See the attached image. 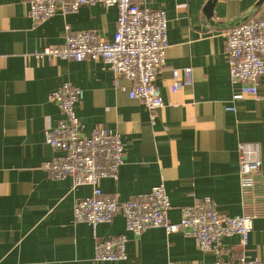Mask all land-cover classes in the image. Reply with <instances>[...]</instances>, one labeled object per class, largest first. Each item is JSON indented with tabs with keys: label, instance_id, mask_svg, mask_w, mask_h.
<instances>
[{
	"label": "crops",
	"instance_id": "crops-1",
	"mask_svg": "<svg viewBox=\"0 0 264 264\" xmlns=\"http://www.w3.org/2000/svg\"><path fill=\"white\" fill-rule=\"evenodd\" d=\"M30 0H0V264H178L264 259V76L255 97L235 100L238 86L229 81L225 34L259 18V0H140L163 11L169 48L165 67L155 78L163 107L151 121L145 107L130 100L131 83L115 78L99 61H37L33 54L63 44L70 32H91L112 41L115 7L83 6L42 24L27 16ZM188 86L171 92L172 71ZM63 84L83 92L75 113L83 136L96 126L117 133L124 162L115 179L98 188L121 202L163 185L170 202L168 219L178 223L180 210L210 198L218 214L255 215L246 247L236 236L222 241V257L201 252L181 233L161 228L139 236L127 233L117 214L94 230L73 221L74 204L93 193L74 188L71 179L55 181L44 164L52 157L44 131L61 119L47 96ZM256 143L261 174L241 181L238 145ZM263 196L256 203L253 197ZM125 236L126 259L95 262L97 240Z\"/></svg>",
	"mask_w": 264,
	"mask_h": 264
},
{
	"label": "built area",
	"instance_id": "built-area-1",
	"mask_svg": "<svg viewBox=\"0 0 264 264\" xmlns=\"http://www.w3.org/2000/svg\"><path fill=\"white\" fill-rule=\"evenodd\" d=\"M101 5L115 7L116 29L112 41L102 42L91 32H70L65 27L64 42L57 47L45 48L34 53L37 61L44 58L56 60L99 61L115 78L131 83L128 97L139 101L147 110L151 121L163 107L155 78L165 67L167 20L163 11L149 9L140 0H30L27 11L33 24H42L56 15L73 14L83 6ZM259 18L247 21L225 34L224 54L228 65L229 81L238 86L235 100L255 97L257 84L264 76V2ZM176 92L191 84L189 71L179 78L172 71ZM83 92L70 84H63L47 96L56 105L61 119L44 131L45 144L52 152L44 169L52 180L71 179L73 187L90 186V197L78 200L73 206V221L86 224L93 230L101 224L112 223L120 214L127 233L141 235L150 229L161 228L167 235L181 233L194 240L201 252H213L222 257V241L236 236L239 244L246 247L255 215L244 214L228 217L218 214L210 198H203L180 210L178 223L168 219L170 202L163 185L152 188L147 194L133 196L121 202L114 195H105L98 188L102 179H115L124 162V147L117 133L96 126L90 134L82 135L81 122L76 116V105ZM261 174L260 149L256 143L238 145V175L241 181ZM256 203L263 196L253 197ZM125 236L97 240L94 247L95 262H117L126 259ZM172 264V263H170ZM178 264H264V259L247 260L240 257L236 262L217 259L213 263L187 262Z\"/></svg>",
	"mask_w": 264,
	"mask_h": 264
},
{
	"label": "water",
	"instance_id": "water-1",
	"mask_svg": "<svg viewBox=\"0 0 264 264\" xmlns=\"http://www.w3.org/2000/svg\"><path fill=\"white\" fill-rule=\"evenodd\" d=\"M263 2H264V0H259L258 5L262 4Z\"/></svg>",
	"mask_w": 264,
	"mask_h": 264
}]
</instances>
